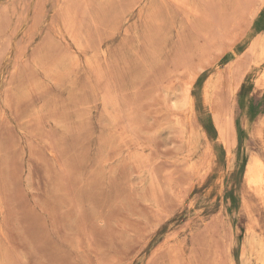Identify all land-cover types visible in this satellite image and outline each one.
<instances>
[{"label": "rangeland", "instance_id": "1", "mask_svg": "<svg viewBox=\"0 0 264 264\" xmlns=\"http://www.w3.org/2000/svg\"><path fill=\"white\" fill-rule=\"evenodd\" d=\"M257 158L264 0H0V264H259Z\"/></svg>", "mask_w": 264, "mask_h": 264}, {"label": "bare ground", "instance_id": "2", "mask_svg": "<svg viewBox=\"0 0 264 264\" xmlns=\"http://www.w3.org/2000/svg\"><path fill=\"white\" fill-rule=\"evenodd\" d=\"M256 66V65H255ZM262 84V83H261ZM261 86V85H260ZM259 88H262V87H259ZM260 91V90H259ZM214 92V91H213ZM251 100V99H250ZM184 102L183 104H185L186 106H188L189 108H193V98H192V95L191 93L189 94L188 98L185 100V101H182ZM181 105V104H179ZM183 106V105H182ZM184 107V106H183ZM248 109V108H247ZM253 109V107H252ZM256 110V109H255ZM255 112V111H254ZM212 114H216V113H212ZM246 115V114H245ZM217 116V114H216ZM255 119V118H253ZM248 121V120H247ZM241 123V122H240ZM247 124V123H246ZM251 125V124H250ZM252 128V127H251ZM251 132V131H250ZM249 134V132H248ZM254 139V138H253ZM224 140V139H223ZM225 143V142H224ZM257 148V147H256ZM245 176V175H244ZM247 177H248V184L250 185V188L256 193L261 196H263V193H264V189H263V186H264V162L257 158V159H254L252 163H250V165H248V170H247ZM222 178V177H221ZM245 183H246V180H245ZM247 185V184H246ZM220 186H221V183H220ZM248 187V186H247ZM250 189V190H251ZM251 190V191H252ZM254 193V195H255ZM253 198V197H252ZM248 200V199H247ZM249 201V200H248ZM263 202V201H262ZM252 204V203H251ZM253 215V214H252ZM248 216V215H247ZM251 216V215H250ZM251 218V217H250ZM249 218V219H250ZM253 219V217H252ZM252 221V220H251ZM250 221V222H251ZM256 221V219H254L252 221V223ZM251 223V224H252ZM252 226V225H251ZM247 231V230H246ZM248 233V232H246ZM251 233V232H250ZM262 234V232H261ZM260 234V235H261ZM262 237V236H261ZM263 239V237L261 238ZM264 242V241H262ZM259 244V243H258ZM242 248V247H241ZM260 249H261V253H262V259L260 261L259 264H264V245L263 244H260ZM242 252V251H241ZM243 253V252H242ZM242 256V255H241ZM240 262V261H239ZM232 264V263H231Z\"/></svg>", "mask_w": 264, "mask_h": 264}]
</instances>
